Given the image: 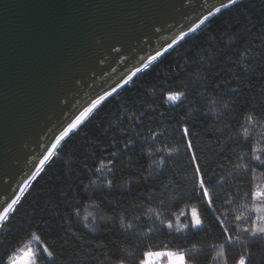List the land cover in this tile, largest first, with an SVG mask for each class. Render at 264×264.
I'll return each instance as SVG.
<instances>
[{"label":"trees","instance_id":"trees-1","mask_svg":"<svg viewBox=\"0 0 264 264\" xmlns=\"http://www.w3.org/2000/svg\"><path fill=\"white\" fill-rule=\"evenodd\" d=\"M263 186L264 0H240L60 142L0 224V264L29 242L36 264H264Z\"/></svg>","mask_w":264,"mask_h":264},{"label":"water","instance_id":"water-1","mask_svg":"<svg viewBox=\"0 0 264 264\" xmlns=\"http://www.w3.org/2000/svg\"><path fill=\"white\" fill-rule=\"evenodd\" d=\"M238 1L0 0V216L84 112Z\"/></svg>","mask_w":264,"mask_h":264},{"label":"rangeland","instance_id":"rangeland-1","mask_svg":"<svg viewBox=\"0 0 264 264\" xmlns=\"http://www.w3.org/2000/svg\"><path fill=\"white\" fill-rule=\"evenodd\" d=\"M257 199L264 201V186L257 191ZM262 201V202H263ZM193 216L196 218V225L200 226L199 218L196 211H193ZM262 228L264 229V216L259 218ZM146 264H192L185 260V255L182 252L172 250L153 251L146 255ZM10 264H36L35 251L31 242L20 248L10 259Z\"/></svg>","mask_w":264,"mask_h":264},{"label":"bare ground","instance_id":"bare-ground-1","mask_svg":"<svg viewBox=\"0 0 264 264\" xmlns=\"http://www.w3.org/2000/svg\"><path fill=\"white\" fill-rule=\"evenodd\" d=\"M131 76H129L127 79H125L119 86L127 82ZM93 107L89 108L86 112H84L74 123H72L59 137L58 139L52 144V147L49 151V153L41 160V162L37 165L36 169L34 170V174H37L39 170L42 168V166L46 163V161L49 159V157L54 153L57 146L60 144V142L65 138L67 135H69L83 120L86 118V116L91 112ZM32 175V176H33ZM14 206V203L10 205V207L0 216V224L5 219L11 208Z\"/></svg>","mask_w":264,"mask_h":264}]
</instances>
